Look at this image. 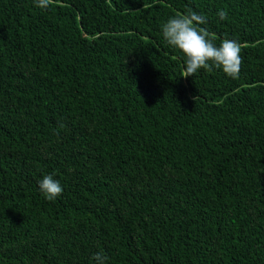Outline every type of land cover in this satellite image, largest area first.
Instances as JSON below:
<instances>
[{"label":"trees","instance_id":"trees-1","mask_svg":"<svg viewBox=\"0 0 264 264\" xmlns=\"http://www.w3.org/2000/svg\"><path fill=\"white\" fill-rule=\"evenodd\" d=\"M189 10L241 43L238 78L183 76L162 25ZM101 250L264 264V0H0V264Z\"/></svg>","mask_w":264,"mask_h":264},{"label":"clouds","instance_id":"clouds-1","mask_svg":"<svg viewBox=\"0 0 264 264\" xmlns=\"http://www.w3.org/2000/svg\"><path fill=\"white\" fill-rule=\"evenodd\" d=\"M55 0H36L38 7L47 8ZM217 15L221 20L228 18L226 10H218ZM207 20L203 14L195 11H187L174 15L162 25L163 37L168 45L182 51L185 59L183 76H193L201 68L211 69L213 66L221 68L229 77H239L243 57L241 56L242 45L235 39H223L217 46L215 36L201 25ZM63 127V125H61ZM40 191L48 200H55L63 192L60 181L52 174L44 175L39 181ZM96 264H105L108 257L103 250L94 254Z\"/></svg>","mask_w":264,"mask_h":264}]
</instances>
